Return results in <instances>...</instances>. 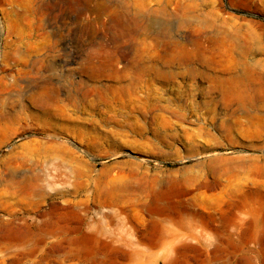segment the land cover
I'll use <instances>...</instances> for the list:
<instances>
[{
	"label": "rangeland",
	"instance_id": "1",
	"mask_svg": "<svg viewBox=\"0 0 264 264\" xmlns=\"http://www.w3.org/2000/svg\"><path fill=\"white\" fill-rule=\"evenodd\" d=\"M0 264H264V0H0Z\"/></svg>",
	"mask_w": 264,
	"mask_h": 264
},
{
	"label": "bare ground",
	"instance_id": "2",
	"mask_svg": "<svg viewBox=\"0 0 264 264\" xmlns=\"http://www.w3.org/2000/svg\"><path fill=\"white\" fill-rule=\"evenodd\" d=\"M180 56V55H179ZM44 60V59H43ZM210 60V59H209ZM205 61V60H204ZM213 61V59L210 61V62H212ZM214 62V61H213ZM212 62V63H213ZM209 63V62H208ZM215 64V63H214ZM208 66V65H207ZM118 76V75H117ZM120 76H122V75H120ZM125 76V75H124ZM91 77V76H90ZM94 78V77H93ZM98 78V77H97ZM116 78V77H115ZM124 78H126V76L124 77ZM96 79V78H95ZM213 80V79H212ZM81 81V80H80ZM218 81V80H217ZM216 81V82H217ZM82 82V81H81ZM215 82V81H214ZM97 83V82H96ZM133 83V82H132ZM84 84V83H83ZM218 84V83H217ZM85 85V84H84ZM215 85V84H214ZM213 85V86H214ZM219 85V84H218ZM83 86V85H82ZM217 86V85H216ZM209 88V87H208ZM217 88H218V86H217ZM125 89V88H124ZM128 89V88H127ZM209 90V89H208ZM90 91V90H89ZM134 91V90H133ZM222 91V90H221ZM86 92V91H85ZM209 92V91H208ZM214 92V91H213ZM223 92H224V90H223ZM59 93V92H58ZM87 93V92H86ZM127 93H130V92H127ZM211 93V92H210ZM92 94V93H91ZM133 94H135V92L134 93H132V95ZM223 94V93H222ZM86 95H88V93L86 94ZM94 95V94H93ZM131 95V96H132ZM136 95V94H135ZM223 96H225V95H223ZM132 98V97H131ZM225 98V97H224ZM59 99V98H58ZM136 99V98H135ZM221 99H223V98H221ZM138 100V99H137ZM126 101V100H125ZM125 101H123V102H125ZM140 101V100H139ZM136 102V101H135ZM134 103V102H133ZM136 104V103H135ZM57 105V106H56ZM125 105H126V103H125ZM131 105V104H130ZM40 106H41V108H42V110L45 112V113H47V115L48 114H52L53 113V110L56 108V110H60L61 109V107L60 106H58V103H49V102H47V101H45V102H43V103H41L40 104ZM124 106V105H123ZM135 106V105H134ZM129 107V106H128ZM137 107V106H136ZM63 111V110H62ZM60 112V111H59ZM56 113V112H55ZM58 113V112H57ZM43 179V178H42ZM40 177H35V178H30L29 180L28 179H25V178H21L20 180H17V181H26L22 186H21V190H25V193H27V194H29V195H33L36 191H39L40 189H42V183L40 182V181H43V180H45V179H43L42 180ZM8 181H10L11 179H7ZM11 181H13V179L11 180ZM255 183V182H254ZM257 184V183H256ZM258 187V186H257ZM21 235H22V233H21Z\"/></svg>",
	"mask_w": 264,
	"mask_h": 264
}]
</instances>
